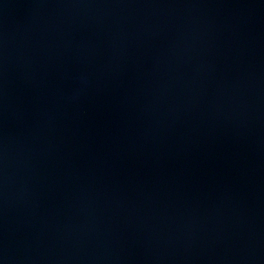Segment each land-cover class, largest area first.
<instances>
[{
	"label": "water",
	"instance_id": "1",
	"mask_svg": "<svg viewBox=\"0 0 264 264\" xmlns=\"http://www.w3.org/2000/svg\"><path fill=\"white\" fill-rule=\"evenodd\" d=\"M0 264H264V0H0Z\"/></svg>",
	"mask_w": 264,
	"mask_h": 264
}]
</instances>
